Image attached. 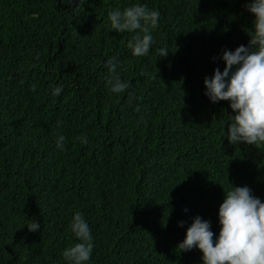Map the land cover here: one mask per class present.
Wrapping results in <instances>:
<instances>
[{
	"label": "trees",
	"instance_id": "16d2710c",
	"mask_svg": "<svg viewBox=\"0 0 264 264\" xmlns=\"http://www.w3.org/2000/svg\"><path fill=\"white\" fill-rule=\"evenodd\" d=\"M136 2L160 12L155 43L139 57L127 47L134 33L108 20ZM246 3L0 0V264H68L76 211L93 233L88 264H202L198 247L177 248L193 218L218 234L232 183L264 199V143H231L234 110L212 102L204 83L226 66L225 47L249 44ZM110 56L131 81L124 92L106 83Z\"/></svg>",
	"mask_w": 264,
	"mask_h": 264
},
{
	"label": "clouds",
	"instance_id": "9594fccd",
	"mask_svg": "<svg viewBox=\"0 0 264 264\" xmlns=\"http://www.w3.org/2000/svg\"><path fill=\"white\" fill-rule=\"evenodd\" d=\"M72 2L64 0L66 4ZM245 7L254 14L253 26L248 30L249 44H240L235 50L225 47L222 59L226 66L223 70L217 66L213 75L205 77L204 83L206 95L212 102L228 100L234 110L227 131L230 142L259 146L264 143V0H247ZM108 20L111 30L134 33L127 42L134 56L149 54L155 43L153 30L160 23L158 9L136 2L124 8L110 9ZM158 51L160 56H167L169 48L161 47ZM120 65L116 56H110L106 61V83L114 93L131 87V81L122 78ZM63 89L64 85L57 83L50 94L58 97ZM66 139L63 133H58L56 146L64 149ZM78 139L88 143L87 136ZM218 215L221 225L218 234L214 232L210 219L197 214L177 248L187 251L198 247L203 253L202 264H264V199L255 195L250 186L232 183L225 189ZM178 223L183 226L186 222L180 220ZM26 225L30 231L40 229L36 218H31ZM70 228L77 242L64 248L62 256L68 264H88L93 254L94 238L81 211L71 217Z\"/></svg>",
	"mask_w": 264,
	"mask_h": 264
}]
</instances>
